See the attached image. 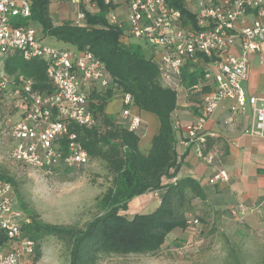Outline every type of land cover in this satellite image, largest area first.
Segmentation results:
<instances>
[{"label":"built area","instance_id":"1","mask_svg":"<svg viewBox=\"0 0 264 264\" xmlns=\"http://www.w3.org/2000/svg\"><path fill=\"white\" fill-rule=\"evenodd\" d=\"M69 1L78 7L73 23L79 24L84 19L80 6L87 0ZM105 2L117 4L119 0ZM183 4L193 15L186 24L180 11L170 7L167 0H128L125 18L111 9L107 22L120 30L123 42L130 38L144 40L163 86L188 98L200 91L197 114L187 124L180 143L214 168L207 182L215 185L227 182L229 176L222 163L223 152L216 144L217 134L206 130L205 124L220 102L234 100L231 111L243 109L248 102L253 120L245 133L264 137V94L248 97L242 88L250 56L264 48V0H183ZM30 15L29 0H0V56L18 53L26 60L44 59L54 91L46 96L30 94L23 118L8 132L13 141L10 156L21 165L46 172L52 166H85L89 156L74 140L68 124L93 126L95 115L90 109L89 93L107 87L115 90V83L92 52L47 44L32 24L15 25L17 18ZM260 61L264 65V54ZM184 70L186 74H197L190 87L183 85ZM5 83L6 77H1L0 90ZM29 88L30 81L26 80L15 92H29ZM119 100L120 119L129 130L139 132L142 121L132 111V96L125 93ZM12 198L11 184L0 181V264H30L34 241L23 236V226L29 219L11 209ZM246 210L240 204L239 212ZM197 222V218L188 220L189 225Z\"/></svg>","mask_w":264,"mask_h":264},{"label":"trees","instance_id":"2","mask_svg":"<svg viewBox=\"0 0 264 264\" xmlns=\"http://www.w3.org/2000/svg\"><path fill=\"white\" fill-rule=\"evenodd\" d=\"M29 1L30 17L17 18L15 25L32 24L39 28L41 39L48 37L61 40L73 44L77 51L92 52L104 63L115 83V90L107 87L99 92L89 93L90 109L95 115L93 126L68 124L70 132L75 134L74 140L83 146L89 159L104 161L111 175L106 189L96 197L99 208L97 214L81 225L43 222L22 200L14 178L0 171V181L11 184L13 196L22 213L29 219L23 226V236L34 241L30 264L37 263L41 258L42 243L48 236L62 245L67 264H99L107 257L129 254L156 255L177 234L190 230L189 216H194L198 221H206L207 217L196 211L194 202L206 198L205 185L209 183H201L190 176L176 177L180 161L173 114L179 106L181 96L174 89L160 83L152 53L145 43L143 47L121 41L120 30L107 22L108 12L116 4L105 0H90L96 9L92 12L80 6L84 19L81 23L74 24L67 19L55 21V13L49 8L51 0ZM167 3L180 11L184 24L193 20V15L184 6L183 0H167ZM3 62L14 92L24 81H30L29 92L13 93L16 95L15 102L27 104L32 93L46 96L54 91L46 74L44 59L26 60L15 53L5 56ZM196 77L197 74H186L184 70V87H190ZM125 93L132 96L134 107L150 112L157 118V131L152 135L150 146L145 152L139 147L140 133L129 130L127 123L119 116L106 111L109 101ZM1 97L7 99L5 96ZM199 97L200 91H196L188 98L192 100L190 108L196 111L200 105ZM13 105L18 106L16 103ZM20 114L23 115L24 112ZM215 140L218 145V136ZM56 167L52 166L49 171L55 172ZM83 167L63 169L80 170ZM172 178L175 180L172 181ZM147 192L157 194L156 208L150 212H136L128 217L126 210L131 199ZM263 197L253 200L252 205H261ZM214 199L216 198L212 200L217 202ZM228 255L229 264H241L233 248L228 250Z\"/></svg>","mask_w":264,"mask_h":264},{"label":"rangeland","instance_id":"3","mask_svg":"<svg viewBox=\"0 0 264 264\" xmlns=\"http://www.w3.org/2000/svg\"><path fill=\"white\" fill-rule=\"evenodd\" d=\"M93 8L90 4L87 6L88 10ZM54 19L56 22L63 20L57 14H54ZM35 30L38 33L39 28L35 27ZM43 41L56 47L77 50L73 44L61 40L45 37ZM129 43L144 47L143 39L130 38ZM4 59V55L0 56V78L6 77L5 91L0 90V171L14 178L22 200L38 214L40 220L81 225L99 212L96 197L106 189L111 180L106 163L102 160H90L80 170H65L62 166H57L55 172H46L41 168L21 165L11 158L13 141L9 138V127L23 118L20 112L25 111L26 104L15 102L16 93L4 70ZM260 75L264 77L263 64ZM263 89L264 79L260 86V90ZM13 103L18 106L15 107ZM120 105V100L114 98L108 102L106 111L117 115ZM251 164V160H247L242 167ZM224 168L227 172L233 169L228 163ZM245 178L253 179L249 175ZM152 193L134 196L128 203L126 215L131 217L135 212L129 211L134 210L135 206H141L140 212L155 209L158 202ZM230 196L229 202L222 199L217 203L219 207L209 208L206 221L190 224L189 231L178 234L156 255L111 256L101 260L99 264H229L230 248L234 249L241 264H264V201L261 205L253 206L252 201L237 199L235 194ZM240 204L247 208L246 212H239ZM11 209L22 212L14 196ZM136 210L138 209L134 211ZM194 218L189 216V220ZM52 238L48 236L44 239L42 256L35 264H67L64 248Z\"/></svg>","mask_w":264,"mask_h":264},{"label":"crops","instance_id":"4","mask_svg":"<svg viewBox=\"0 0 264 264\" xmlns=\"http://www.w3.org/2000/svg\"><path fill=\"white\" fill-rule=\"evenodd\" d=\"M127 1L119 0L113 9L120 18H125ZM87 2L88 5L90 4L94 8L88 10V5H85L86 3L82 6L86 10L93 12L96 9L95 4L91 3L90 0H87ZM49 8L59 17L63 18V20L67 19L71 21L75 18L78 10V7L69 0H51ZM262 54H264V48L249 58L248 77L242 81V88L248 97L264 94V89L260 90L264 79L260 75L262 68L260 57ZM191 103L192 101L186 95H182L179 100V106L173 114L174 126L177 129L178 135L176 149L178 151V160L180 161L176 177L190 176L205 184L214 168L197 158L192 148L186 150L180 143V140L186 136L187 124L197 114L194 108H190ZM233 105H235L234 100L220 102L205 124L206 130L213 131L218 136L217 143L223 152L222 163L224 167L228 163L233 169L228 172L229 179L227 182H220L215 185L206 183V198L204 200H195L196 211L204 216L208 215L209 208L211 209L213 206L219 207L217 203L222 199L227 203L228 198L230 197L231 199L230 195L235 194V198H243L245 201H253L264 196V137L251 136L245 133V130L251 125L253 120L252 106L246 102L243 109L238 107L235 111H231L230 107ZM132 111L137 113L142 121L141 128L139 129V147L141 151L145 152L150 146L152 135L157 131L158 121L156 116L150 112L139 110L136 107H133ZM119 114L120 111L117 113V116ZM219 145H222L224 149ZM247 160H251L252 164L249 166L243 165L244 167H242L243 162ZM246 175H249L253 179H246ZM152 195L158 202L157 194L152 193ZM213 198L217 199L216 203H213ZM222 203L224 204V202ZM140 208L141 206H135L134 210H138L134 211L132 209L131 211L128 209V211L136 213L142 210Z\"/></svg>","mask_w":264,"mask_h":264}]
</instances>
